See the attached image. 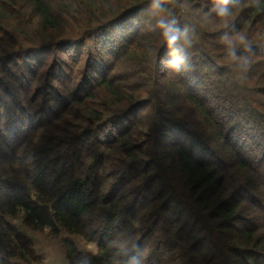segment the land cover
<instances>
[{
	"label": "trees",
	"instance_id": "16d2710c",
	"mask_svg": "<svg viewBox=\"0 0 264 264\" xmlns=\"http://www.w3.org/2000/svg\"><path fill=\"white\" fill-rule=\"evenodd\" d=\"M161 6L179 71L152 0H0V264L38 259L6 217L68 264H264V0Z\"/></svg>",
	"mask_w": 264,
	"mask_h": 264
},
{
	"label": "clouds",
	"instance_id": "9594fccd",
	"mask_svg": "<svg viewBox=\"0 0 264 264\" xmlns=\"http://www.w3.org/2000/svg\"><path fill=\"white\" fill-rule=\"evenodd\" d=\"M234 0H213L212 11L215 16L220 19L225 27L231 22L233 17L232 5ZM152 7L159 9L157 27L161 30L163 40L168 49L172 50L174 59L172 66L179 71L181 65H185L188 61L186 55L185 44H180L181 30L175 17L166 15V10L161 6V0H152ZM221 41L227 49L228 57L233 61H242V66L247 65L244 57L237 55V50L241 47L250 50L247 35L243 31H235L232 35L227 33L221 37ZM186 44L189 42H185ZM245 70L246 67H245Z\"/></svg>",
	"mask_w": 264,
	"mask_h": 264
},
{
	"label": "rangeland",
	"instance_id": "374dc122",
	"mask_svg": "<svg viewBox=\"0 0 264 264\" xmlns=\"http://www.w3.org/2000/svg\"><path fill=\"white\" fill-rule=\"evenodd\" d=\"M6 222L14 226L19 232L33 243L34 253L38 259L28 257V262L14 261L19 264H68L64 243L72 242L76 249L83 253L95 255L97 247L93 243H87L80 236L61 230L58 236H49L47 231H34L26 226L23 219L6 217Z\"/></svg>",
	"mask_w": 264,
	"mask_h": 264
}]
</instances>
